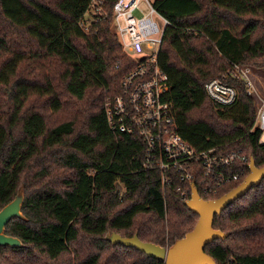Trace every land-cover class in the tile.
<instances>
[{"label": "trees", "instance_id": "obj_1", "mask_svg": "<svg viewBox=\"0 0 264 264\" xmlns=\"http://www.w3.org/2000/svg\"><path fill=\"white\" fill-rule=\"evenodd\" d=\"M90 1L0 0V210L23 194L22 218L4 229L22 246L0 247V264H163L104 237L136 235L167 249L197 222L177 191L179 177L162 185L161 171L146 166L140 137L108 126L105 101L137 60L112 26L114 0H105V20L83 30ZM154 6L170 23L158 65L175 133L198 151L235 155L230 170L241 179L250 159L264 167L245 83L229 73L222 79L237 91L229 106L203 89L220 78L213 70L224 62L264 70V0ZM194 184L203 200L212 199L202 191L212 178L199 172ZM238 185L226 184L215 199ZM212 228L226 234L204 248L216 264H264V179L214 216Z\"/></svg>", "mask_w": 264, "mask_h": 264}, {"label": "built area", "instance_id": "obj_2", "mask_svg": "<svg viewBox=\"0 0 264 264\" xmlns=\"http://www.w3.org/2000/svg\"><path fill=\"white\" fill-rule=\"evenodd\" d=\"M155 0H114L111 5V23L120 41L122 50L135 58L137 63L123 75L119 93L105 101V114L111 130L136 133L144 145V160L149 169L161 171L162 185H168L174 177L182 183L177 188L180 196L190 199L191 186L199 172L212 178L214 186L202 185V191L212 198L226 184L239 182L242 175L230 169L235 164V155L222 156L213 150L198 151L182 140L174 131V116L170 104L164 100L169 86L167 75L158 65V54L164 30L169 21L154 6ZM105 0H91L80 23L88 31L92 23L105 20L108 11ZM141 6H145L144 13ZM230 64V69L220 78L207 81L204 92L215 103L232 105L237 100V91L222 79L226 74L245 83L251 95L248 70ZM254 129L264 134V101H261L254 122ZM196 188V187H195Z\"/></svg>", "mask_w": 264, "mask_h": 264}, {"label": "water", "instance_id": "obj_3", "mask_svg": "<svg viewBox=\"0 0 264 264\" xmlns=\"http://www.w3.org/2000/svg\"><path fill=\"white\" fill-rule=\"evenodd\" d=\"M248 175L244 180L228 193L214 200H203L194 185L191 186L190 199L185 201V206L195 214L198 219L194 228L182 239L176 240L169 248L145 243L136 235L131 238H122L118 234L108 233L104 239L113 245L133 248L143 253L146 257L155 259L163 264H216L204 252L206 245L215 239H224L226 234L212 228L214 216L221 212L236 199L244 196L253 186H257L264 179V167L257 168L253 159L248 164ZM23 194L18 192L15 199L0 210V247H21V242L4 234L5 226L14 218H22L21 205Z\"/></svg>", "mask_w": 264, "mask_h": 264}, {"label": "rangeland", "instance_id": "obj_4", "mask_svg": "<svg viewBox=\"0 0 264 264\" xmlns=\"http://www.w3.org/2000/svg\"><path fill=\"white\" fill-rule=\"evenodd\" d=\"M141 7H142V10L145 13L147 11L146 7L145 6H141ZM219 67H220V69L222 68L223 70L216 71L214 69L213 73H216V74L220 75L225 70L227 71V70L230 69L229 68L230 65H228L227 62H224ZM239 67L241 69H245L246 68L248 70L247 75H248V78H249L250 83H251V96L254 99L255 109L257 111L261 101H264V70L260 69V68H255V67L253 68V67H250V66H245V65H240ZM210 74H212V72ZM262 140H264V134L262 136ZM63 214H64L65 218H67L66 217V213L64 212Z\"/></svg>", "mask_w": 264, "mask_h": 264}, {"label": "crops", "instance_id": "obj_5", "mask_svg": "<svg viewBox=\"0 0 264 264\" xmlns=\"http://www.w3.org/2000/svg\"><path fill=\"white\" fill-rule=\"evenodd\" d=\"M228 63V65H230L231 64V62H227Z\"/></svg>", "mask_w": 264, "mask_h": 264}]
</instances>
